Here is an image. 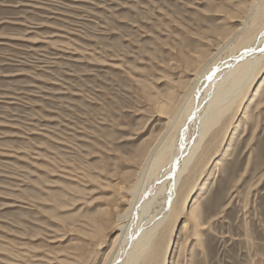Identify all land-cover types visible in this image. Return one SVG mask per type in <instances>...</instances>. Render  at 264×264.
I'll return each instance as SVG.
<instances>
[{"label":"rangeland","instance_id":"1","mask_svg":"<svg viewBox=\"0 0 264 264\" xmlns=\"http://www.w3.org/2000/svg\"><path fill=\"white\" fill-rule=\"evenodd\" d=\"M263 3L0 0V264H106L194 79ZM262 69L139 264H264Z\"/></svg>","mask_w":264,"mask_h":264},{"label":"bare ground","instance_id":"2","mask_svg":"<svg viewBox=\"0 0 264 264\" xmlns=\"http://www.w3.org/2000/svg\"><path fill=\"white\" fill-rule=\"evenodd\" d=\"M252 2L254 11H258L261 0ZM256 18L239 20L242 27L234 34L240 37L236 43L234 41L235 46L207 64L194 79L182 109L169 123L161 146L149 156L137 183L131 186L129 207L118 219L121 231L118 244L106 264H139L151 254L160 227L178 216L176 204L180 199L182 178L190 171L208 135L239 104L240 97L263 70L264 12ZM249 26L254 27L248 33L245 29ZM263 83L264 80L256 94L262 91Z\"/></svg>","mask_w":264,"mask_h":264}]
</instances>
